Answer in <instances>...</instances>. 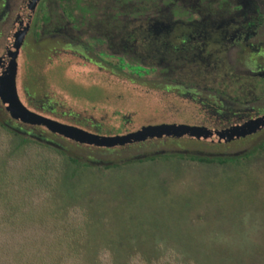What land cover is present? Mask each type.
Listing matches in <instances>:
<instances>
[{
    "label": "rangeland",
    "instance_id": "rangeland-1",
    "mask_svg": "<svg viewBox=\"0 0 264 264\" xmlns=\"http://www.w3.org/2000/svg\"><path fill=\"white\" fill-rule=\"evenodd\" d=\"M48 1L54 16L60 14L63 3ZM20 2L0 0V55ZM64 6L70 21H85L73 16L72 0ZM56 21L51 17L36 30L33 19L19 45L17 91L30 110L106 136L149 124L217 125L203 105L218 102L208 92L188 97L190 91L163 80L158 71L119 65V56L92 48L94 37L84 36L89 50L67 46L65 38L48 36ZM29 125L19 124L31 134H44L43 127ZM49 136L82 159L118 164L82 175L76 203L93 214L87 237L92 242L103 246L121 237L134 247L155 246L158 253L196 264H264V128L226 142L160 137L110 146L77 142L75 147L69 138ZM253 147L235 161L189 157L244 153Z\"/></svg>",
    "mask_w": 264,
    "mask_h": 264
},
{
    "label": "flooded vegetation",
    "instance_id": "flooded-vegetation-1",
    "mask_svg": "<svg viewBox=\"0 0 264 264\" xmlns=\"http://www.w3.org/2000/svg\"><path fill=\"white\" fill-rule=\"evenodd\" d=\"M60 1L62 9L49 37L61 36L67 46L84 50L91 48L84 36L94 37L92 48L119 56V65L152 64L163 80L185 87L186 94L190 91L188 97L208 92L218 100L203 102L217 120L215 129L264 116V0H72L73 16L79 22L85 18L81 25L65 15L69 0ZM9 121L33 135L21 130L26 124ZM49 134L59 136L46 128L38 135L44 143L55 142Z\"/></svg>",
    "mask_w": 264,
    "mask_h": 264
},
{
    "label": "trees",
    "instance_id": "trees-1",
    "mask_svg": "<svg viewBox=\"0 0 264 264\" xmlns=\"http://www.w3.org/2000/svg\"><path fill=\"white\" fill-rule=\"evenodd\" d=\"M47 2L41 0L37 5L33 16L36 30L39 23L45 26L51 17L59 16L44 6ZM63 10L66 12V8ZM128 67L154 70L152 64ZM58 145L44 143L40 135L29 136L15 129L0 106V264H196L158 253L155 246L134 247L121 237L108 240L103 246L89 240L93 214L78 205L76 198L83 173L99 167ZM254 148L237 156L189 157L222 163L245 157ZM159 226L154 224L153 228Z\"/></svg>",
    "mask_w": 264,
    "mask_h": 264
},
{
    "label": "water",
    "instance_id": "water-1",
    "mask_svg": "<svg viewBox=\"0 0 264 264\" xmlns=\"http://www.w3.org/2000/svg\"><path fill=\"white\" fill-rule=\"evenodd\" d=\"M40 1L21 0L11 25L8 28L3 52L0 55V106L10 118L24 124L41 126L75 142L106 146L160 137H186L211 142H226L244 137L264 128V116H262L242 124H235L220 129L184 123H160L141 126L135 131L119 136H106L88 132L80 127L62 123L56 119L30 110L22 103L18 95L16 61L19 45L26 34ZM47 143L60 147L52 141H47ZM242 153L241 151L231 154H217L215 156H237ZM200 155H203V153ZM204 155L213 156L212 154ZM97 164L108 163L98 162Z\"/></svg>",
    "mask_w": 264,
    "mask_h": 264
}]
</instances>
